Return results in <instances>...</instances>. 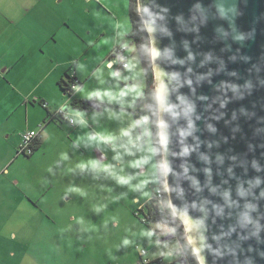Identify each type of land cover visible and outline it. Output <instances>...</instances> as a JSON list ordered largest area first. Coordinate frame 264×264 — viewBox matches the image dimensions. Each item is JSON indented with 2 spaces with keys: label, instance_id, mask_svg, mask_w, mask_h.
<instances>
[{
  "label": "rangeland",
  "instance_id": "1",
  "mask_svg": "<svg viewBox=\"0 0 264 264\" xmlns=\"http://www.w3.org/2000/svg\"><path fill=\"white\" fill-rule=\"evenodd\" d=\"M101 29L105 35L108 30L109 38L90 53L89 62L107 52L121 32V40L134 51L129 70L133 78L107 71L109 57L86 93L113 103L128 99L126 105L135 99L136 109L146 78L129 38L130 0H0V213L5 207L12 210L13 199L24 198L18 211L24 225L19 229L41 263L142 264L139 249H144L150 259L156 258L152 253L162 257L163 262L151 264H181L178 241L160 242L170 235L169 225L142 223L152 189L160 183L151 133L136 127L133 135L125 122L118 119L110 126L104 121L113 120L105 118L104 129L122 138H102L95 123L84 129L87 133L70 138L68 126L50 128L40 100L61 97L60 87L54 94L52 78L47 77L53 61L83 60L86 41L93 43L103 34ZM42 100L51 113L55 111ZM29 130L42 132L46 141L41 151L27 158L17 152L21 135ZM10 227L0 217V229ZM34 231L39 237H30ZM186 239L192 246L187 235ZM54 251H59L58 258Z\"/></svg>",
  "mask_w": 264,
  "mask_h": 264
},
{
  "label": "water",
  "instance_id": "2",
  "mask_svg": "<svg viewBox=\"0 0 264 264\" xmlns=\"http://www.w3.org/2000/svg\"><path fill=\"white\" fill-rule=\"evenodd\" d=\"M138 7L171 208L200 264H264V0Z\"/></svg>",
  "mask_w": 264,
  "mask_h": 264
},
{
  "label": "crops",
  "instance_id": "3",
  "mask_svg": "<svg viewBox=\"0 0 264 264\" xmlns=\"http://www.w3.org/2000/svg\"><path fill=\"white\" fill-rule=\"evenodd\" d=\"M99 1H105V0H99ZM96 8L98 10L101 9L104 13L110 15L102 6L98 5ZM114 20L116 22H118V24H119V21L117 18H115ZM102 30L103 29H101V31ZM102 33H103V31H102ZM108 36H109V34H108V30H107L106 35H105V33H103L93 43L86 41L85 50H87V51L84 54V59L81 61L80 60L76 61V57H75L74 59H72V61H69L67 63H54L55 61H53V63L51 64V69L49 70V73L47 75L48 78L49 77L52 78V83H50V89L55 94V91L57 90V86H59L62 94H61L60 98L56 97L55 100L48 98L47 96H42L41 98L46 99L49 102V104L56 107L55 111L62 107L61 105L59 106L57 104H61L62 101L64 102L65 100H66V102H65L64 106L70 105L71 102L74 100H78V101H81L84 103L89 102V101H95L101 106L100 111L93 110V109H91V111H88L85 109L75 110L73 107H70V113L76 120V126H71L67 122L59 121V120L58 121L56 120L55 122H49V125L51 124V125H56V126H58V125L68 126L67 129L71 130V133L69 134L70 138L77 136V135L81 136V134L83 135V133L85 132L84 129L87 126L91 127L92 126L91 124L95 123L98 127L97 128V134H100V136L102 138H105V136H106L109 139L110 138L114 139V140L120 139L123 137L122 134L117 133V132L111 133L107 129L105 130L104 126H103L104 123L108 124L110 126H112L115 123H119L118 119H120L121 122H125L127 124V128H128L129 133H133V135L135 134L136 127H139L137 125L135 118H134V115H133V111H135L137 109L136 108L137 103L135 105L136 109H133V105H132V104H134L135 99H132V101H130L128 103V105H126L127 104L126 101H128V99L125 100V102H123V103H113L112 101H109V99H107V98L105 100L101 99L100 95H98V94L90 95V94L86 93L87 85L89 83H91V80H93L98 75L97 74L98 72L105 69V63L107 62L108 58L110 57L114 46H116L117 44L118 45L119 44H125V42H123L121 40V32H120L119 34H117V36H118L117 40L114 41V44H111V46H110L109 50H107V52H105L104 54H100L99 56H98V54H96V56L94 55V57H96L95 61L89 62L90 61V53H95L94 49H96L98 47V45L101 43V41H104L105 38H109ZM135 51L137 52L136 47H135ZM134 56H133V59H134ZM133 59L131 61L130 68L126 71H123V77L126 80H132V78H133V75L129 72V70L131 69L132 63H133ZM73 62L77 67V69L75 68L76 74H77L78 78L83 82L84 85L81 87V89H79L77 92H75L72 96H67L62 90L61 83L63 81L68 82L69 75L72 74L69 71L70 70L69 67L72 68V66H70V64ZM107 71L114 72L113 70H110L109 68ZM146 86H147V84H146ZM66 98H68V100ZM42 99H40V100L42 102H44L45 100L43 101ZM71 110L78 112L80 114H77V115L73 114L71 112ZM94 111L101 112L102 114H100V116H96L93 114ZM107 111H109V112H107ZM105 118H109L110 120H113V121L108 120L109 123H106L105 121L103 123V120ZM131 119H132V121H131ZM51 125H50V128L52 129ZM47 132H48V130H47ZM52 132H53V130H52ZM85 133H87V132H85ZM46 135H48V133ZM21 137H22V135H21ZM45 141H46L45 136L41 134V139H40L41 146L37 150V152H39L43 149V147L45 145ZM78 142H80V141L78 140ZM99 154L101 157H103L102 151ZM23 201H24L23 197L21 198L20 201L18 198L13 199L14 207L12 208V210L9 207H5L3 209V211L0 213V217H1V219H4L6 228L11 226L10 227L11 229H6V230L0 229V264H45V263H41L40 259H38L37 256H35V253H34L35 248L33 246L30 247V245L25 243L24 234L19 229V225L20 226L24 225L22 220L19 221V215H18V211L21 210V208L24 206ZM31 212L34 216H36L34 211H31ZM38 233L36 231H34L30 235V237H32V238H34L35 236L39 237ZM37 249L39 250V247H37ZM58 253H59V251H54V258L55 257L58 258V256H57ZM157 254L152 253V255L154 257H156L155 259H153L154 262L158 261L159 259H162V257H157Z\"/></svg>",
  "mask_w": 264,
  "mask_h": 264
},
{
  "label": "trees",
  "instance_id": "4",
  "mask_svg": "<svg viewBox=\"0 0 264 264\" xmlns=\"http://www.w3.org/2000/svg\"><path fill=\"white\" fill-rule=\"evenodd\" d=\"M130 18L133 25V30L129 38L131 39L133 45L136 47L137 54L139 55L143 70L146 78V89L142 93L141 97L137 102V109L133 111V115L137 125L141 129H147L152 135V141L155 150V156L157 161V167L159 170L160 176V183L158 186L152 189V198L147 204L148 214L142 223L148 227L152 224H167L169 225L171 231L176 235V240L180 244V254L179 259H184V264H200L197 255L193 247L189 244L186 239V233L183 225L181 224L179 218L176 217L174 214L170 201L167 195V191L164 197V212H160L157 210L155 203V190L157 188H162L166 190L165 179H164V172H163V159H162V148H161V137H160V110H159V103L158 97L155 90V73L153 69V62H152V44H151V37L147 31L146 25L140 16L139 7H138V0H130ZM76 65H72V69H74V77L70 78L71 83L78 80L80 85L83 86V82L78 78L76 74ZM62 90L64 93H67V88L69 87L67 82L61 83ZM66 86V87H65ZM45 102H42L44 105ZM71 107L75 110H88L91 111L90 108L85 106L84 102L74 100L71 102ZM48 111L50 122L63 121L62 119L53 115L48 108L45 107ZM143 118H147L149 120V125H144L142 122ZM41 142L38 140L35 145L33 146L34 153L40 148ZM34 155V154H33ZM32 155V156H33ZM30 156V157H32ZM156 263H160V261H155Z\"/></svg>",
  "mask_w": 264,
  "mask_h": 264
},
{
  "label": "built area",
  "instance_id": "5",
  "mask_svg": "<svg viewBox=\"0 0 264 264\" xmlns=\"http://www.w3.org/2000/svg\"><path fill=\"white\" fill-rule=\"evenodd\" d=\"M133 56H134V52L131 50L129 46L125 44H121V45L119 44L114 48L112 55L110 56L109 59L110 62L108 64V67L110 70L115 71L116 76L119 77L123 71H126L130 68ZM74 74L75 73L73 72L70 75V78H73ZM70 78L67 82L69 87L65 86L68 90L67 93H65L67 96H72L76 91H78L82 87L78 80L71 83ZM43 106L46 108L48 107L46 103H44ZM70 107L71 105L63 106L58 110H56L54 113L52 112V114L62 119L64 122H67L69 125L76 126V120L70 113ZM142 122L144 125H149V120L147 118H143ZM41 134L42 132H38L35 130H29L23 133L17 154L19 156L23 155L27 158L32 156L34 154L33 146L38 140L41 139ZM165 194H166V190L162 188H157L155 190L156 200L154 205L156 206L157 210H159L160 212L165 211L164 202H163ZM139 252L141 258H144L143 262L141 261L142 264H151L152 262H154L153 259L148 258V252L146 250L139 249ZM158 261L163 262L162 259H159Z\"/></svg>",
  "mask_w": 264,
  "mask_h": 264
},
{
  "label": "flooded vegetation",
  "instance_id": "6",
  "mask_svg": "<svg viewBox=\"0 0 264 264\" xmlns=\"http://www.w3.org/2000/svg\"><path fill=\"white\" fill-rule=\"evenodd\" d=\"M173 232L170 230V234H172ZM180 260V259H179ZM180 261H185L184 259L180 260Z\"/></svg>",
  "mask_w": 264,
  "mask_h": 264
},
{
  "label": "clouds",
  "instance_id": "7",
  "mask_svg": "<svg viewBox=\"0 0 264 264\" xmlns=\"http://www.w3.org/2000/svg\"><path fill=\"white\" fill-rule=\"evenodd\" d=\"M176 236V235H175Z\"/></svg>",
  "mask_w": 264,
  "mask_h": 264
}]
</instances>
